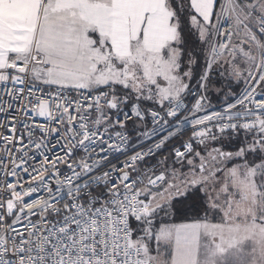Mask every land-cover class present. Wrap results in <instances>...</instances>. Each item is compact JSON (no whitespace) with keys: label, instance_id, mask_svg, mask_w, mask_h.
Instances as JSON below:
<instances>
[{"label":"snow or ice","instance_id":"1","mask_svg":"<svg viewBox=\"0 0 264 264\" xmlns=\"http://www.w3.org/2000/svg\"><path fill=\"white\" fill-rule=\"evenodd\" d=\"M251 189L264 0H0V264H201Z\"/></svg>","mask_w":264,"mask_h":264},{"label":"rangeland","instance_id":"2","mask_svg":"<svg viewBox=\"0 0 264 264\" xmlns=\"http://www.w3.org/2000/svg\"><path fill=\"white\" fill-rule=\"evenodd\" d=\"M259 195L261 199H257L256 190L251 189L248 191L247 197L241 201L232 200L227 206L223 202L221 203V211L226 215V219L232 222L229 225H225L226 221L224 220L223 224H221V217L220 221L217 222L218 227L210 225L204 230L209 242L208 235L219 237L220 243L208 250L207 257L201 259V264H236L233 258L238 251V247H242L245 250L246 259H252L254 255L257 260L259 259V255L264 250V215L261 217L263 222L255 224V231L252 230L253 222L250 223L248 221L250 219L253 220L255 216L260 217V213L264 212V193ZM230 214L231 217H229ZM234 216L235 218L239 217V219L233 221ZM209 218L211 219V216ZM233 231H235V235L239 233V236L234 238ZM249 244H251L250 248L247 246ZM233 245L238 247H233ZM196 259L194 248L191 256L192 264H196ZM253 264H257L256 260L253 261Z\"/></svg>","mask_w":264,"mask_h":264},{"label":"crops","instance_id":"3","mask_svg":"<svg viewBox=\"0 0 264 264\" xmlns=\"http://www.w3.org/2000/svg\"><path fill=\"white\" fill-rule=\"evenodd\" d=\"M234 213V212H233ZM229 217H231V214L229 215ZM262 216H260V217H254V219L252 220V219H250V220H248L250 223H252L253 222V227H252V230H254L256 227H255V224H257V223H259V222H263V220H262V218H261ZM238 220L239 219V217L238 218H235V216H234V218H233V221L234 220ZM225 221H226V224L225 225H229L230 224V222H232V221H229V220H227V219H224ZM227 221H228V223H227ZM259 228H260V226L259 225H257ZM262 228V227H261ZM264 228V227H263ZM255 231V230H254ZM238 232V231H237ZM232 234H233V237L235 238V237H237V236H239V233H237L236 235H235V231H233L232 232ZM245 236V235H244ZM208 238L210 239V243H211V240H212V236H210V235H208ZM230 241H231V239H230ZM220 245V244H219ZM255 245V244H254ZM249 248H250V246H251V244H249V245H247ZM221 248V247H220ZM219 248V249H220ZM253 248H255V246H253ZM262 253H264V250H263V252ZM262 264H264V262H262Z\"/></svg>","mask_w":264,"mask_h":264},{"label":"trees","instance_id":"4","mask_svg":"<svg viewBox=\"0 0 264 264\" xmlns=\"http://www.w3.org/2000/svg\"><path fill=\"white\" fill-rule=\"evenodd\" d=\"M238 201H239V200H237V202H238ZM240 201H241V200H240ZM225 216H226V215H225ZM261 216H262V215H261ZM209 219H210V218H209ZM212 219H213V217H211V219H210V220H212ZM214 219H215V221H216V223H217V222H219V221H220V219H221V216H220V215H216Z\"/></svg>","mask_w":264,"mask_h":264}]
</instances>
